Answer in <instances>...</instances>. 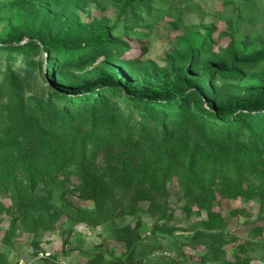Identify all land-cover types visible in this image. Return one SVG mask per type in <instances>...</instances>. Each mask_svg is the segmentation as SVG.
Masks as SVG:
<instances>
[{"label":"rangeland","instance_id":"1","mask_svg":"<svg viewBox=\"0 0 264 264\" xmlns=\"http://www.w3.org/2000/svg\"><path fill=\"white\" fill-rule=\"evenodd\" d=\"M126 1L0 0V46H25L33 38L39 46L25 53L0 50V126L13 124V132L5 133L3 139L16 142L14 128L23 107L35 108L55 90L71 93L110 83L117 71L132 82L136 92L157 96L153 92L161 87L164 92L158 96L162 98L183 76L185 67L197 72L194 87L204 81L207 68L231 66L237 51L238 61L263 57L254 66H239L232 77L218 76L212 82L216 93L222 92L226 100L231 96L244 99L264 81V0H134L118 22ZM102 28L112 32L94 61L80 64L83 70L71 65L49 72L45 44L60 41L84 46ZM192 45L203 50L193 62ZM121 98L116 93L112 103ZM181 183L168 181L165 193L136 200L135 214L96 227L77 223L72 234H67L71 228L63 226L68 220L63 215L54 229L35 234L17 221L10 239L4 236L21 211L1 195L6 207L0 209L2 264H110L129 253L121 229L135 228L138 220L135 252L139 264H264V215L258 199L218 194L211 209L224 218L225 226L208 227L204 225L208 211L198 206L188 210ZM50 197L52 203H60L56 195ZM71 197L83 206L93 203L92 198Z\"/></svg>","mask_w":264,"mask_h":264},{"label":"trees","instance_id":"2","mask_svg":"<svg viewBox=\"0 0 264 264\" xmlns=\"http://www.w3.org/2000/svg\"><path fill=\"white\" fill-rule=\"evenodd\" d=\"M131 1L122 7L118 22ZM111 32V28L100 29L95 40L84 46L60 41L45 44L49 72L71 65L83 70L80 64L96 59ZM33 40L25 46L1 45L0 50L29 52L39 47ZM202 51L192 45L190 61L199 59ZM237 53L231 66L207 68L203 84L194 87L197 72L185 67L183 76L162 98L158 96L164 92L161 87L153 92L157 96L136 92L132 82L116 70L110 83L71 93L55 90L35 108L23 107L19 128L14 124L16 142L3 139L5 133L13 132V124L0 126V196L9 197L21 211L4 239L13 236L17 221L25 231L38 234L54 229L66 215L63 226L70 227L67 234H72L77 223L96 227L135 214L136 200L165 193L173 179L182 182L188 210L198 206L208 211L204 221L208 227L225 226L224 218L211 209L218 194L258 199L264 215V81L249 90L246 98L231 96V100L216 93L212 84L218 76L232 77L239 66H254L263 57L238 61ZM116 93L122 98L112 103ZM51 194L59 199L58 205L51 202ZM72 195L92 198L93 203L76 204ZM4 208L0 201V209ZM140 223L121 229L130 251L110 264L140 263L135 252ZM217 250L212 251L217 254Z\"/></svg>","mask_w":264,"mask_h":264}]
</instances>
